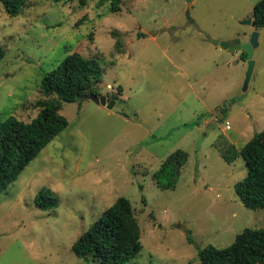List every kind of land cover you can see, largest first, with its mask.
<instances>
[{"label":"rangeland","instance_id":"rangeland-1","mask_svg":"<svg viewBox=\"0 0 264 264\" xmlns=\"http://www.w3.org/2000/svg\"><path fill=\"white\" fill-rule=\"evenodd\" d=\"M259 1L119 0L111 12L110 0H26L16 17L0 4V120L34 119L49 99L43 77L73 52L99 64V94L118 97L112 109L61 102L67 128L0 195V264H97L72 246L119 197L142 244L127 264H200V250L264 230V208H245L234 191L244 161L227 163L214 146L241 149L264 130V28L246 91L247 62L220 46L249 40L243 22ZM178 149L187 164L174 190H160L152 174ZM43 188L58 200L48 211L35 204Z\"/></svg>","mask_w":264,"mask_h":264},{"label":"trees","instance_id":"trees-1","mask_svg":"<svg viewBox=\"0 0 264 264\" xmlns=\"http://www.w3.org/2000/svg\"><path fill=\"white\" fill-rule=\"evenodd\" d=\"M50 1L59 3L63 0ZM110 2V11L118 12L119 0ZM81 3L84 4V0ZM0 4L9 16L16 17L25 6L26 0H0ZM252 18L256 22V29L264 28V0L255 4ZM119 43L117 40V47ZM4 56L5 50L0 45V61ZM241 58L245 60L246 53H241ZM100 77L101 69L97 61L73 52L43 77L41 94L49 99L37 101L38 114L34 119L23 122L10 116L0 120V195L67 128V119L59 113L61 102L83 101L80 97L89 93L101 95L95 89ZM108 97L118 100L116 95ZM214 146L227 163L238 157L242 158L246 166V176L234 185L235 194L245 208L254 211L263 209L264 130L255 133L241 149H236L222 138H218ZM187 161L188 154L181 149L169 154L152 174L156 186L160 190H174ZM57 201L56 195L47 188L41 189L35 198L36 206L42 211L56 207ZM141 249L136 212L124 197L117 198L106 208L102 216L72 246V252L78 259H91L97 264H127ZM197 257L200 264H264V230L246 228L229 246H208L200 250Z\"/></svg>","mask_w":264,"mask_h":264},{"label":"water","instance_id":"water-1","mask_svg":"<svg viewBox=\"0 0 264 264\" xmlns=\"http://www.w3.org/2000/svg\"><path fill=\"white\" fill-rule=\"evenodd\" d=\"M243 24L248 25L254 29V31L250 35L249 40L246 43L229 47L226 43L222 42L220 46L222 49L228 52L246 53L245 61L247 62V71L243 83V91H246L255 65L253 61V53L254 49L258 46L259 33L256 30V22L254 19L248 18L243 22ZM80 98L81 100L92 101L96 105H101L103 107H106L107 109H112L116 103L115 100H112L109 97H106L105 95H95L93 93L83 95Z\"/></svg>","mask_w":264,"mask_h":264},{"label":"built area","instance_id":"built-area-1","mask_svg":"<svg viewBox=\"0 0 264 264\" xmlns=\"http://www.w3.org/2000/svg\"><path fill=\"white\" fill-rule=\"evenodd\" d=\"M106 89L107 90H112L113 88L110 86V85H107L106 86ZM106 97H108V95H105ZM226 130H229L230 129V124L227 122L226 123V127H225Z\"/></svg>","mask_w":264,"mask_h":264}]
</instances>
